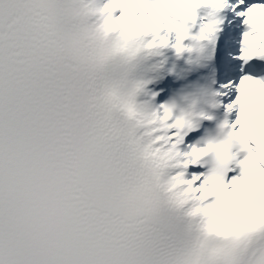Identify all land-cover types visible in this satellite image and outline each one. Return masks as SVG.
<instances>
[{
	"label": "snow or ice",
	"instance_id": "snow-or-ice-1",
	"mask_svg": "<svg viewBox=\"0 0 264 264\" xmlns=\"http://www.w3.org/2000/svg\"><path fill=\"white\" fill-rule=\"evenodd\" d=\"M97 11L0 0V264H264V224L222 236L201 196L247 155L264 0H208L155 44L106 35Z\"/></svg>",
	"mask_w": 264,
	"mask_h": 264
},
{
	"label": "clouds",
	"instance_id": "clouds-1",
	"mask_svg": "<svg viewBox=\"0 0 264 264\" xmlns=\"http://www.w3.org/2000/svg\"><path fill=\"white\" fill-rule=\"evenodd\" d=\"M208 0H98L97 17L106 35L119 38L129 33L153 34L152 43H163L173 31L183 34L184 23H196L198 8ZM241 119L235 128V141H243L247 155L239 161L237 144L231 145L233 162L229 172H240L231 180L224 174L221 183L205 181L202 199L212 228L220 235L254 230L264 224V86L249 85L242 95ZM224 146L208 145L198 155L214 161Z\"/></svg>",
	"mask_w": 264,
	"mask_h": 264
}]
</instances>
